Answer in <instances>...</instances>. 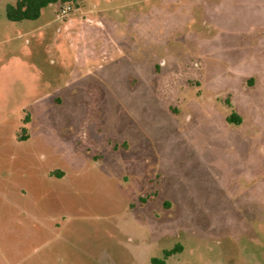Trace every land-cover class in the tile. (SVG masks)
<instances>
[{
  "label": "rangeland",
  "instance_id": "374dc122",
  "mask_svg": "<svg viewBox=\"0 0 264 264\" xmlns=\"http://www.w3.org/2000/svg\"><path fill=\"white\" fill-rule=\"evenodd\" d=\"M15 2L0 264H264V0Z\"/></svg>",
  "mask_w": 264,
  "mask_h": 264
},
{
  "label": "trees",
  "instance_id": "16d2710c",
  "mask_svg": "<svg viewBox=\"0 0 264 264\" xmlns=\"http://www.w3.org/2000/svg\"><path fill=\"white\" fill-rule=\"evenodd\" d=\"M81 0H16L14 5L6 6V17L9 21L20 22L24 20H36L39 18L41 10L50 4L56 2L75 4ZM228 123L232 120V116L226 120ZM175 249H178L175 248ZM174 249V250H175ZM153 264L155 262L153 261Z\"/></svg>",
  "mask_w": 264,
  "mask_h": 264
},
{
  "label": "built area",
  "instance_id": "2783aa9c",
  "mask_svg": "<svg viewBox=\"0 0 264 264\" xmlns=\"http://www.w3.org/2000/svg\"><path fill=\"white\" fill-rule=\"evenodd\" d=\"M74 7L72 3H63L59 9V17L69 15L73 11Z\"/></svg>",
  "mask_w": 264,
  "mask_h": 264
}]
</instances>
